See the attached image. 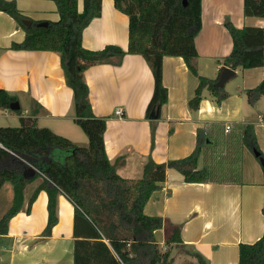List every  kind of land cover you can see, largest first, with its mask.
Here are the masks:
<instances>
[{
  "label": "crops",
  "instance_id": "obj_1",
  "mask_svg": "<svg viewBox=\"0 0 264 264\" xmlns=\"http://www.w3.org/2000/svg\"><path fill=\"white\" fill-rule=\"evenodd\" d=\"M14 1L20 13L31 20L59 18L53 0ZM76 1L81 11L83 0ZM225 10L211 0L201 1V28L195 37L197 75L181 56L162 58L167 101L156 118L146 116L154 79L142 55L126 53L118 63H96L84 70L92 112L106 117V155L121 177L139 179L148 159L167 163L188 155L195 146L196 129L215 122L250 123L264 157V96L250 104L243 93L262 80V67L235 68L224 84L227 96L220 102L203 90L197 109L188 104L199 76L217 81L225 65L223 59L231 51L232 40L224 21L228 19L226 13L231 16L233 11ZM237 17L230 19L236 27H264V18L244 16L241 8ZM24 37L23 27L0 10V89L17 97L18 122L20 116L29 117L39 127L86 145V134L73 121L72 89L66 84L58 53L10 48L12 42H21ZM108 44L127 50L128 16L115 8L113 0H101L100 15L94 16L82 31V46L98 50ZM116 108L122 109L121 116L114 114ZM197 166H205L202 154ZM43 178L37 176L26 184L22 207L10 219L7 233H0V264H74V241L82 236L76 238L73 232L74 208L64 193L57 195L58 221L48 236L42 235L48 201L44 189L38 191L27 210L29 198ZM263 182L264 168L254 151L246 147L242 149L238 182H186L179 171L167 166L164 181L143 209L145 214L165 221L154 231L157 247L170 249L171 264H200L198 257L206 264H236L239 244L254 242L264 231ZM12 198V183L4 182L0 187V202L4 205L0 218ZM171 225L180 227L179 243L165 242Z\"/></svg>",
  "mask_w": 264,
  "mask_h": 264
},
{
  "label": "trees",
  "instance_id": "obj_2",
  "mask_svg": "<svg viewBox=\"0 0 264 264\" xmlns=\"http://www.w3.org/2000/svg\"><path fill=\"white\" fill-rule=\"evenodd\" d=\"M53 1L59 18L47 21L46 26L21 14L14 0H0V10L25 30L24 39L12 42L11 49L58 53L66 84L72 89L73 121L86 134L87 144L78 145L47 127H39L29 117L20 116L17 127L0 126V187L4 182H11L13 187L12 204L0 218V233H7L10 219L22 207L26 184L43 176L29 198L27 210L38 191L44 189L48 201L42 235L48 236L58 221L57 195L64 193L74 208L73 232L76 238L82 236L74 241V264H171L170 249L158 248L154 237V231L164 226V219L143 210L150 195L164 181L166 167L179 171L186 182H238L243 147L257 151V158L262 156L254 128L250 123H241L225 131L224 122L204 124L196 129L195 146L188 155L167 163L148 159L139 179L123 178L106 155V117L92 112L83 73L92 64L118 63L126 53L142 55L154 79L146 116L158 111L167 101V88L162 82L165 55L181 56L197 75L195 37L201 28L202 0H113L115 8L128 16L126 51L113 44L98 50L82 46V31L94 16L100 15L101 0H83L81 11L76 0ZM242 11L244 16L264 18V0H242ZM24 20H31V24H24ZM224 26L231 36L232 48L223 63L232 69L263 68L262 80L243 91L246 100L254 104L264 96V27H236L227 19ZM198 79L188 100L192 109H197L203 90L218 102L226 98L224 86H218L216 79ZM15 100V95L0 89V108H9ZM15 111L19 113L20 109ZM201 154L205 166L198 168ZM222 161L227 162L225 168L220 166ZM27 165L36 169L31 177L23 175ZM169 228L166 244L179 243L180 227ZM238 249L236 264H264V231L254 242L240 243ZM197 259L206 264L200 257Z\"/></svg>",
  "mask_w": 264,
  "mask_h": 264
},
{
  "label": "rangeland",
  "instance_id": "obj_3",
  "mask_svg": "<svg viewBox=\"0 0 264 264\" xmlns=\"http://www.w3.org/2000/svg\"><path fill=\"white\" fill-rule=\"evenodd\" d=\"M241 1L242 0H213V1L211 0L212 4L214 3L218 8L227 9V10L231 9V11H233V13L231 12L232 18H238L237 16L240 13V8H241V12H242ZM227 10H225V11H227ZM241 15H242V13H241ZM226 16H228L227 20L231 19V16L229 13H226ZM238 75L240 76L241 74H238ZM17 113H18L17 111L11 110L9 108H0V126H3V127H6V126L17 127V126H19V122L17 119ZM226 165H227V162L222 161L220 163V166L222 168H225ZM3 207H4L3 203L0 202V210ZM7 209L5 210V212L7 211ZM179 263H181V262H179Z\"/></svg>",
  "mask_w": 264,
  "mask_h": 264
},
{
  "label": "water",
  "instance_id": "obj_4",
  "mask_svg": "<svg viewBox=\"0 0 264 264\" xmlns=\"http://www.w3.org/2000/svg\"><path fill=\"white\" fill-rule=\"evenodd\" d=\"M23 23L26 24V25H30V24H31V21H30V20H24ZM38 25H39V26H46V25H47V21H41V22L38 23ZM233 75H234V69H232V68H230V67H228V66L223 65V66L221 67L220 74H219V77H218V79H217V81H216V84H217L218 86H220V87L224 86L225 82H226L231 76H233ZM9 109H11V110H17V109H19V103H18V101L15 100V101L11 102V103L9 104ZM157 115H158V112L155 111V110H153V111L150 112L149 117H150V118H156ZM254 154H255L256 156H258V152L255 151V150H254ZM258 159H259V162H260L261 166L264 168V157L259 156ZM35 173H36V169H35L34 167L30 166V165H27V166L24 168V170H23V175H24L25 177H31V176H33Z\"/></svg>",
  "mask_w": 264,
  "mask_h": 264
},
{
  "label": "built area",
  "instance_id": "obj_5",
  "mask_svg": "<svg viewBox=\"0 0 264 264\" xmlns=\"http://www.w3.org/2000/svg\"><path fill=\"white\" fill-rule=\"evenodd\" d=\"M114 114L115 115H117V116H121L122 115V109L121 108H116L115 110H114ZM231 128V124H229V123H226L225 124V131H227V130H229Z\"/></svg>",
  "mask_w": 264,
  "mask_h": 264
},
{
  "label": "bare ground",
  "instance_id": "obj_6",
  "mask_svg": "<svg viewBox=\"0 0 264 264\" xmlns=\"http://www.w3.org/2000/svg\"><path fill=\"white\" fill-rule=\"evenodd\" d=\"M207 0H205V2H206Z\"/></svg>",
  "mask_w": 264,
  "mask_h": 264
}]
</instances>
